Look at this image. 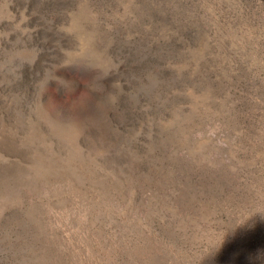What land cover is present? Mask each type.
Instances as JSON below:
<instances>
[{"label":"rangeland","instance_id":"374dc122","mask_svg":"<svg viewBox=\"0 0 264 264\" xmlns=\"http://www.w3.org/2000/svg\"><path fill=\"white\" fill-rule=\"evenodd\" d=\"M0 264H264V0H0Z\"/></svg>","mask_w":264,"mask_h":264}]
</instances>
